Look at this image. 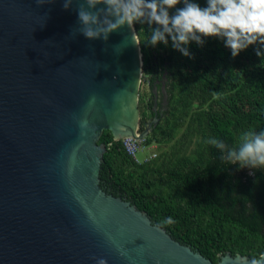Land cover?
<instances>
[{
	"label": "water",
	"instance_id": "obj_1",
	"mask_svg": "<svg viewBox=\"0 0 264 264\" xmlns=\"http://www.w3.org/2000/svg\"><path fill=\"white\" fill-rule=\"evenodd\" d=\"M76 7L0 0V264H213L102 187L103 131L151 130H139L142 53L127 26L107 42L76 35Z\"/></svg>",
	"mask_w": 264,
	"mask_h": 264
},
{
	"label": "trees",
	"instance_id": "obj_2",
	"mask_svg": "<svg viewBox=\"0 0 264 264\" xmlns=\"http://www.w3.org/2000/svg\"><path fill=\"white\" fill-rule=\"evenodd\" d=\"M192 2L207 6V0ZM183 6L181 0L176 7ZM135 31L143 75L151 84L165 78L167 109L143 140L144 146L155 144L161 151L138 164L121 140L103 131L102 187L114 196L123 195L155 225L213 264L221 253L260 257L264 170L221 162L219 151L206 143L216 137L236 146L242 132L264 130V56L256 55L259 45L234 58L223 40L205 38L203 46L190 42L189 58L171 47L170 38L167 46L147 45V25L136 24ZM154 105L139 102L140 131L153 119ZM168 218L171 224L164 223Z\"/></svg>",
	"mask_w": 264,
	"mask_h": 264
},
{
	"label": "clouds",
	"instance_id": "obj_3",
	"mask_svg": "<svg viewBox=\"0 0 264 264\" xmlns=\"http://www.w3.org/2000/svg\"><path fill=\"white\" fill-rule=\"evenodd\" d=\"M182 2L184 6L177 8L181 0H63V8L71 10L74 3L77 5L79 27L75 34H82L88 40L107 42L111 33L127 26L137 44L134 29L140 24L147 25V45L167 46L170 38L171 47L185 57L191 58L190 42L203 46L205 38L223 40L234 58L252 45H259L256 55L264 56V0H207L206 7L192 0ZM172 9L175 12L170 15ZM114 51L119 54L122 49L114 46ZM206 143L219 151L221 162L253 172L264 170V130L242 132L236 146L216 137L208 138ZM172 222L171 218L164 221ZM93 259L96 264H108L104 258Z\"/></svg>",
	"mask_w": 264,
	"mask_h": 264
},
{
	"label": "rangeland",
	"instance_id": "obj_4",
	"mask_svg": "<svg viewBox=\"0 0 264 264\" xmlns=\"http://www.w3.org/2000/svg\"><path fill=\"white\" fill-rule=\"evenodd\" d=\"M165 78L164 76L161 79H155V81L151 84L147 78L142 75L141 77V84L139 88V100L138 103L141 100H150L153 102L154 105L153 109L160 113V116L158 118H153L151 121H149L145 129L149 130L152 125L158 124L160 119L163 117V114L165 113L167 109V96L166 93H164L165 88ZM167 147H163L162 150H165ZM161 150L158 149L157 145H152L147 149H144L142 152H139L138 159L143 160L145 157H148L150 155H157L160 153Z\"/></svg>",
	"mask_w": 264,
	"mask_h": 264
},
{
	"label": "built area",
	"instance_id": "obj_5",
	"mask_svg": "<svg viewBox=\"0 0 264 264\" xmlns=\"http://www.w3.org/2000/svg\"><path fill=\"white\" fill-rule=\"evenodd\" d=\"M121 141L126 154L138 164L147 162L156 156L152 154L148 157H145L143 160H140L138 159L139 152L149 148L143 145V140H137L131 136H127L122 138Z\"/></svg>",
	"mask_w": 264,
	"mask_h": 264
},
{
	"label": "flooded vegetation",
	"instance_id": "obj_6",
	"mask_svg": "<svg viewBox=\"0 0 264 264\" xmlns=\"http://www.w3.org/2000/svg\"><path fill=\"white\" fill-rule=\"evenodd\" d=\"M153 110V112H154V115H153V118H158L159 116H160V113H158V112H156L154 109H152ZM151 121V120H150ZM149 122V121H148ZM147 122V123H148ZM155 125V124H154ZM154 125H152V126H154ZM246 171V173H247V175L249 174V175H251L250 173H251V171H249V170H245ZM117 197H121V198H124L123 197V195H117Z\"/></svg>",
	"mask_w": 264,
	"mask_h": 264
}]
</instances>
